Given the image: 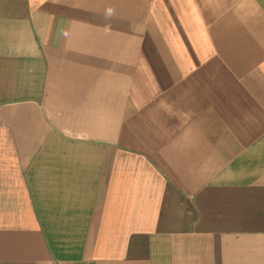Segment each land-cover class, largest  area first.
<instances>
[{
    "label": "crops",
    "instance_id": "crops-1",
    "mask_svg": "<svg viewBox=\"0 0 264 264\" xmlns=\"http://www.w3.org/2000/svg\"><path fill=\"white\" fill-rule=\"evenodd\" d=\"M0 264H264V0H0Z\"/></svg>",
    "mask_w": 264,
    "mask_h": 264
}]
</instances>
